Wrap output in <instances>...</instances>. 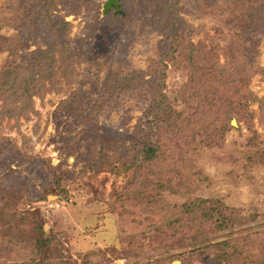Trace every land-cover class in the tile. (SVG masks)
<instances>
[{
  "label": "rangeland",
  "instance_id": "obj_1",
  "mask_svg": "<svg viewBox=\"0 0 264 264\" xmlns=\"http://www.w3.org/2000/svg\"><path fill=\"white\" fill-rule=\"evenodd\" d=\"M53 1L49 71L0 0V264H264V0Z\"/></svg>",
  "mask_w": 264,
  "mask_h": 264
},
{
  "label": "trees",
  "instance_id": "obj_2",
  "mask_svg": "<svg viewBox=\"0 0 264 264\" xmlns=\"http://www.w3.org/2000/svg\"><path fill=\"white\" fill-rule=\"evenodd\" d=\"M166 2H170V0H165ZM53 0H50V2L48 0H42V2L38 3V8L40 10H43V20L45 22V24L48 27H52V26H56V23L58 24V27L56 26V31L57 34H55V39H54V44L52 48H48L47 50H39L40 52V60H36V62H34V67L36 68H40L42 70L43 66H45V68L49 71H51L52 65L54 63V61H56V58H54V52L61 54V57L66 56V54L68 53V49L66 48V36H67V31H68V26H69V22L65 20V15H56L54 13H52V4H53ZM120 2V1H119ZM41 7V8H40ZM73 11L77 10L76 8L72 9ZM43 53H49L50 55L45 56ZM53 53V54H52ZM9 73L12 72H8L7 73V77L4 78L0 81V98L4 97V98H10L11 101L13 100V97H15L14 95L20 93L21 92H27L29 91V88L32 84V82H30L28 80V78H25V83L24 86H22L21 88L17 87L16 88V81L15 79H18L17 77L11 78L8 77ZM35 76V75H33ZM8 78H10L11 80H9ZM34 78V77H33ZM21 80L23 81L24 78H21ZM155 105L157 104L158 109L162 112L161 115H166L168 114L167 111L164 109L165 104H163V101H160L157 99H155ZM170 113V112H169ZM164 119V118H163ZM178 118L174 119L171 122H174L175 124L178 123ZM170 122V119L169 121ZM225 226V225H224Z\"/></svg>",
  "mask_w": 264,
  "mask_h": 264
},
{
  "label": "water",
  "instance_id": "obj_3",
  "mask_svg": "<svg viewBox=\"0 0 264 264\" xmlns=\"http://www.w3.org/2000/svg\"><path fill=\"white\" fill-rule=\"evenodd\" d=\"M112 4L117 5V1H116V0H108V1L105 3V10H107V8H109Z\"/></svg>",
  "mask_w": 264,
  "mask_h": 264
}]
</instances>
